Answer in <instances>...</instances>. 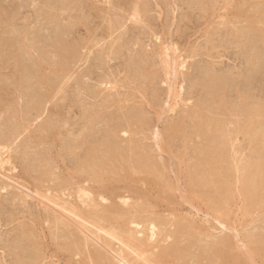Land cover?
Segmentation results:
<instances>
[{"label":"rangeland","instance_id":"rangeland-1","mask_svg":"<svg viewBox=\"0 0 264 264\" xmlns=\"http://www.w3.org/2000/svg\"><path fill=\"white\" fill-rule=\"evenodd\" d=\"M0 88V264H264V190L243 184L264 171V0H0ZM194 112L221 124L224 194L190 185L213 146ZM112 136L121 163L93 169Z\"/></svg>","mask_w":264,"mask_h":264},{"label":"bare ground","instance_id":"bare-ground-1","mask_svg":"<svg viewBox=\"0 0 264 264\" xmlns=\"http://www.w3.org/2000/svg\"><path fill=\"white\" fill-rule=\"evenodd\" d=\"M193 1V0H192ZM199 1V0H198ZM199 4V3H198ZM2 14V13H1ZM136 14V13H135ZM248 14V13H247ZM250 17V16H249ZM3 18V17H2ZM139 18V17H138ZM257 19V18H256ZM5 20V19H4ZM258 21V20H257ZM254 28V27H253ZM62 30V29H61ZM261 36V35H260ZM66 41V40H65ZM9 47V46H8ZM18 47V46H17ZM26 48V47H25ZM63 48V47H62ZM67 48V47H66ZM73 48V47H72ZM60 49V48H59ZM59 51V50H58ZM60 53V52H59ZM64 53H65V51H64ZM67 53V52H66ZM68 54V53H67ZM66 54V55H67ZM65 55V54H64ZM167 55V54H166ZM67 57H68V55H67ZM72 57V56H71ZM168 57V56H167ZM39 58V57H38ZM17 59V58H16ZM69 59V58H68ZM168 59H166V61H167ZM165 61V62H166ZM38 62L40 63V61L38 60ZM70 62V61H69ZM167 62H169V61H167ZM166 62V63H167ZM20 63V62H19ZM42 63V62H41ZM40 63V64H41ZM53 64L55 63V62H52ZM183 63V62H182ZM40 64H39V66H40ZM62 65H65L64 63L62 64ZM167 65V64H166ZM168 65H170L169 63H168ZM184 65V64H183ZM57 66H58V64H57ZM68 66V65H67ZM66 66V67H67ZM179 66H181V65H179ZM27 67H30V66H27ZM27 67H21L20 66V70H19V73H20V75L22 76V78H21V82H23V83H28L29 82V79H30V77H32V72H31V70H30V68H27ZM51 67V66H50ZM43 69H44V67H43ZM55 69V68H54ZM57 69H58V67H57ZM59 69H60V67H59ZM65 69V68H64ZM180 69V68H179ZM33 70V69H32ZM61 70H63V69H61ZM40 72V71H39ZM42 72V71H41ZM64 73V72H63ZM44 74H45V72H44ZM61 75V74H60ZM40 77H42V76H40ZM50 77V76H49ZM48 77V78H49ZM40 79V78H39ZM20 80V79H19ZM45 80V79H44ZM50 80H52V79H50ZM49 80V81H50ZM46 81V80H45ZM57 81V80H56ZM17 84V83H16ZM209 84V83H208ZM214 84V83H213ZM49 87H51L50 85H48ZM220 86V85H219ZM39 87V86H38ZM57 87V86H56ZM210 87V91H211V95H213V98H212V101H214V100H216L217 101V99L218 100H220L219 102H222V100L224 99H220L219 97H221V96H219L218 97V95H216V92L220 89H218L217 87H215V85L213 86V85H211V86H209ZM221 87V86H220ZM1 89V88H0ZM49 89V88H48ZM41 90V89H40ZM52 90V89H51ZM221 95V94H220ZM53 96H55V95H53ZM40 97V96H39ZM26 98V97H25ZM38 98V97H37ZM210 98V97H209ZM209 98H208V100H209ZM47 99V98H46ZM35 100V99H34ZM38 100H39V98H38ZM207 100V101H208ZM37 101V100H36ZM210 101V100H209ZM209 101H208V104H209ZM201 102V101H200ZM205 102V101H204ZM218 102V101H217ZM37 103V102H36ZM207 103V102H206ZM39 104V103H38ZM222 104V103H221ZM253 104V103H252ZM35 106H32L31 108H33L34 110H36V111H40L41 110V105H38V106H36V104H34ZM84 105V104H83ZM258 105V104H257ZM222 106H224V105H222ZM9 107V106H8ZM199 107V106H198ZM197 108V107H196ZM224 108V107H223ZM263 108V107H262ZM201 109L202 110H209V107L207 106V105H201ZM220 109V108H219ZM260 109L261 108H258V107H253L252 108V110L250 111V114L252 115V116H254V115H256V113H258L259 111H260ZM28 110V109H27ZM195 110V109H194ZM22 111V110H21ZM87 111V110H86ZM201 112V111H200ZM200 112H194L193 113V117L195 116V119H198V120H200V122L196 125V129L198 130V132H199V134L207 141V142H210V143H212L213 144V146L208 150V152L206 153V155L204 156V158H203V160L201 159L199 162H200V165L199 166H194L193 168H194V172L192 173V175L190 176V185L192 186V187H194V186H198V187H209L213 192H214V194H220L221 192H222V190H221V188H220V185H221V183H222V181L221 180H219V176H218V166H219V164H221L220 162V160H218V158H217V155H216V150L219 148L218 146H219V141L217 142V139H216V136L214 135V133H215V131H217L216 130V128H218V127H220L221 126V124L217 121V120H215V119H213V118H211V117H202V115H200L199 113ZM210 112V111H209ZM214 112V111H213ZM212 113V112H211ZM215 113V112H214ZM213 113V114H214ZM245 113V112H244ZM207 115V114H206ZM212 116V115H211ZM257 116V115H256ZM39 117V116H38ZM93 117V116H92ZM95 117V116H94ZM263 118V117H262ZM59 119V118H58ZM87 119H88V114H87ZM90 119V118H89ZM129 119V118H128ZM218 119V118H217ZM256 119V118H255ZM131 120H134V119H131ZM219 120V119H218ZM47 121V120H46ZM253 121V120H252ZM89 122V121H88ZM132 122V121H131ZM52 123L53 122H46L43 126H42V129L43 130H45V131H48V130H50L51 129V126H52ZM105 123V122H104ZM58 124V123H57ZM174 124V123H173ZM99 125V124H98ZM261 125L262 124H258L257 122H256V124L255 125H253V129H255V128H257V127H261ZM54 127H56V126H54ZM53 127V128H54ZM87 127V126H86ZM178 126H171L170 128H169V132H175L178 128H177ZM250 127V128H251ZM93 128V127H92ZM221 128V127H220ZM251 128V129H252ZM88 129V130H87ZM86 130L87 131H89V130H91V128H90V126H88V128H87ZM168 129V128H167ZM247 129V131L249 132V131H251V130H249L248 128H246ZM54 130V129H53ZM85 130V131H86ZM180 131V130H179ZM254 131V130H253ZM53 133V132H52ZM87 133V132H86ZM99 133V132H98ZM171 133H169V134H171ZM100 134H101V132H100ZM261 134V133H260ZM56 135H57V133H56ZM94 135V134H93ZM114 135V134H113ZM89 136V135H88ZM158 136V135H157ZM172 136H174V135H172ZM222 136V135H221ZM105 138V137H104ZM108 138H110V140H109V145L107 144V149L106 150H102L100 147H97V148H95V149H92L91 151H90V153H89V160L86 162V163H88V165H90L93 169L94 168H98V169H102L103 170V168L106 166V165H108L109 164V162L112 164V163H116V162H118L120 159L118 158V156H117V151H118V148H119V144L114 140V137L112 136V137H108ZM40 139V138H39ZM54 139V138H53ZM85 139V138H84ZM224 139V138H223ZM204 140V141H205ZM160 141H162V140H160ZM167 141V140H166ZM222 141V140H221ZM94 143V142H93ZM161 143V142H160ZM163 144V143H162ZM203 144V143H202ZM222 145H224L223 143H222ZM127 146V145H126ZM224 147H225V145H224ZM74 148V147H73ZM128 148V147H127ZM122 149V148H121ZM129 149H130V147H129ZM133 149V148H132ZM136 149V148H135ZM220 149L221 148H219V151H220ZM89 150V149H88ZM72 151V150H71ZM201 151H203V150H201ZM121 152V151H120ZM122 152H124V151H122ZM136 153H138V152H136ZM217 153H219V152H217ZM221 153H222V151H221ZM258 154V156L260 157V162H261V158H262V154L258 151L257 152ZM48 154V153H47ZM125 154V153H124ZM27 155V154H26ZM195 155V154H194ZM203 155H204V153H203ZM225 155V154H224ZM130 156V155H129ZM138 156V155H137ZM140 156V155H139ZM219 156V155H218ZM121 157H123V156H121ZM134 157H135V155H134ZM142 157V156H141ZM147 158H148V156H146ZM152 157V156H151ZM220 157V156H219ZM124 158V157H123ZM129 158H131V157H129ZM133 158V157H132ZM197 158V157H196ZM139 159V158H138ZM141 159V158H140ZM143 159V158H142ZM146 159V158H145ZM256 159V158H255ZM127 160V159H126ZM137 160V159H136ZM154 160V159H153ZM262 160H264L263 158H262ZM130 161V160H129ZM132 161H133V159H132ZM152 161V160H151ZM150 161V162H151ZM197 161H198V158H197ZM223 161V160H222ZM120 162V161H119ZM137 162V161H136ZM135 162V164H137ZM153 162V161H152ZM226 162V161H225ZM225 162H222V163H225ZM257 162V161H256ZM121 163V162H120ZM123 163H124V161H123ZM133 163V162H132ZM139 164H140V166H139V169L140 170H145V171H147L148 173H152L154 170L150 167V166H148V163H146V161H144V162H142V160L141 161H139L138 162ZM155 163V162H154ZM263 163V162H262ZM110 164V165H111ZM127 164H129L130 165V163H127ZM135 164H134V167H136L135 166ZM139 164H137V166L139 165ZM145 164V165H144ZM150 164V163H149ZM152 164V163H151ZM156 164V163H155ZM122 165V167H123V164H121ZM154 165V164H153ZM152 165V166H153ZM111 166H113V164L111 165ZM191 166V165H190ZM84 167V166H83ZM133 167V168H134ZM157 167V166H156ZM263 165L262 164H252V163H249L247 166H246V168H245V171H246V174H247V176L246 177H244V180H243V184H244V191L248 194V195H252V196H254L255 198H256V195L255 194H257L258 195V192H260V191H263L264 190V187H262L261 186V184H260V182L261 181H263L264 180V171H262L263 170ZM115 168V167H114ZM159 168V167H158ZM189 168V167H188ZM85 169V168H84ZM123 169H125V168H122V169H120V170H123ZM138 169V168H137ZM136 169V170H137ZM190 169V168H189ZM222 169V168H221ZM117 170V169H116ZM119 170V169H118ZM117 170V171H118ZM119 170V171H120ZM140 170H137L138 172L140 171ZM158 170V169H157ZM159 170H160V168H159ZM228 170V169H227ZM230 170V169H229ZM107 171V170H106ZM118 171V172H119ZM128 171H129V169H128ZM114 172V171H113ZM124 172V171H123ZM136 172V171H135ZM161 172V171H160ZM190 172V171H189ZM188 172V173H189ZM230 172V171H229ZM128 173V172H127ZM137 173V172H136ZM140 173V172H139ZM156 173H158V172H156ZM162 173H163V171H162ZM90 174H92V173H90ZM107 174H108V172H107ZM118 174V173H117ZM123 174V173H122ZM131 174V173H130ZM138 174V173H137ZM145 174V173H144ZM161 173H159V178H162V176L160 175ZM106 175V174H105ZM100 176V175H99ZM114 176V175H113ZM118 177H119V174L117 175ZM116 176V177H117ZM126 176L127 177H125V178H128V175L126 174ZM132 176V175H131ZM135 175H133V177H134ZM223 176V175H222ZM3 177V176H2ZM115 177V178H116ZM153 177V176H152ZM165 176L163 175V178H164ZM6 178V177H5ZM123 177H121V179H122ZM137 178V177H136ZM150 178V177H149ZM148 178V179H149ZM156 178V177H155ZM162 178V179H163ZM226 178H227V176H226ZM9 179V178H8ZM113 179V178H112ZM117 179V178H116ZM157 179V178H156ZM155 179V180H156ZM166 179V178H165ZM164 179V180H165ZM225 179V178H224ZM11 180V179H10ZM115 180V179H114ZM129 180H131V178H129ZM135 180V179H134ZM158 180V179H157ZM132 181H133V179H132ZM166 181H169V180H166ZM98 182H100V181H98ZM119 182V181H118ZM151 182V181H150ZM155 182V181H154ZM104 183H105V181H104ZM104 183H103V185H104ZM101 184V183H100ZM109 184H111V182L109 183ZM120 184V183H119ZM102 185V186H103ZM116 185V184H115ZM155 185V184H154ZM173 185V184H172ZM102 188V187H101ZM161 188V187H160ZM162 188H163V185H162ZM164 188H166V187H164ZM169 188H171V187H169ZM102 189H104V188H102ZM101 189V190H102ZM232 188H230V190H231ZM6 190V189H5ZM4 190V191H5ZM163 190H165V189H163ZM210 190V191H211ZM228 190V189H227ZM23 191V190H22ZM29 191V190H28ZM28 191H25V192H28ZM162 191V190H161ZM167 191V190H166ZM193 191V190H192ZM204 191H205V189H204ZM165 192V191H164ZM230 192V191H229ZM30 193H32V192H30ZM101 193V192H100ZM99 193V194H100ZM223 193V192H222ZM25 194H29V193H25ZM224 194V193H223ZM32 195V194H31ZM228 195V194H227ZM260 195V194H259ZM258 195V196H259ZM34 196V195H33ZM205 196V195H204ZM217 196V195H216ZM220 196V195H219ZM261 196H263V195H261ZM26 197V196H25ZM35 197V196H34ZM38 197V196H37ZM36 197V198H37ZM168 197V196H167ZM170 197V196H169ZM208 197V196H207ZM214 197V196H213ZM223 197V196H222ZM218 198V196H217V198H218V200H220V199H223L224 200V198ZM228 197V196H227ZM230 197H232L231 195H230ZM264 197V196H263ZM39 198V197H38ZM41 198V197H40ZM105 198V197H104ZM202 198V197H201ZM209 198V197H208ZM215 198V197H214ZM213 198V199H214ZM254 198V199H255ZM30 199H32V198H30ZM90 199V198H89ZM145 199H147V198H145ZM254 199H252V200H254ZM21 200V199H20ZM208 200V199H207ZM226 200L227 199H225L223 202H226ZM249 200V199H248ZM259 200V199H258ZM264 200V199H263ZM263 200H260V201H263ZM28 201V200H27ZM102 201V200H101ZM147 201V200H146ZM216 201V200H215ZM220 201H222V200H220ZM255 201V200H254ZM98 202V201H97ZM143 202V201H142ZM227 202H228V200H227ZM40 203V202H39ZM50 203V202H49ZM95 204H96V202H95ZM143 204H145L144 202H143ZM211 204H213V205H216V208H218V206H222V207H224L222 204H220V202H218V203H216V202H214V200L213 201H211ZM50 206H51V204H49ZM94 205V204H93ZM141 205V204H140ZM47 207V206H46ZM54 207V206H53ZM140 207V206H139ZM141 207H143V206H141ZM140 207V208H141ZM147 207V206H146ZM57 208V207H56ZM61 208V207H60ZM75 208V207H74ZM148 208V207H147ZM146 209V208H145ZM222 209V208H221ZM220 209V210H221ZM116 210V209H115ZM219 210V211H220ZM59 211V210H58ZM67 211V210H66ZM215 211V210H214ZM34 212V211H33ZM89 212V211H88ZM217 212V211H216ZM64 213V212H63ZM66 213V212H65ZM68 213V212H67ZM92 213V212H91ZM110 213V212H109ZM62 214V213H61ZM116 214V213H115ZM218 214V213H217ZM51 215V214H50ZM36 216V215H35ZM62 216V215H61ZM224 216V215H223ZM90 217H92V216H90ZM57 218V217H56ZM62 219V218H61ZM98 219V218H97ZM49 220V219H48ZM69 220V219H68ZM112 220H113V218H112ZM53 222V221H52ZM55 222H56V220H55ZM64 222V221H63ZM89 223H90V221H89ZM54 224V223H53ZM67 228V227H66ZM80 229V228H79ZM82 229V228H81ZM63 230V229H62ZM70 230V229H69ZM68 230V231H69ZM83 230V229H82ZM152 230H154V229H152ZM154 232V231H153ZM152 232V233H153ZM72 234V233H71ZM128 234V233H127ZM75 235V234H74ZM123 235V234H122ZM132 235V234H131ZM30 236V235H29ZM76 236V235H75ZM153 236H154V234H153ZM157 236V235H156ZM69 237V236H68ZM78 237H79V235H78ZM132 237V236H131ZM118 238V237H117ZM132 238H134V237H132ZM130 239V238H129ZM75 240H77V239H75ZM131 240H133V239H131ZM26 241V240H25ZM71 242V241H70ZM75 242V241H74ZM87 242V241H86ZM25 243V242H24ZM100 243V242H99ZM98 243V244H99ZM178 243V242H177ZM29 244V243H28ZM89 244V243H88ZM77 245V244H76ZM80 245H82V244H80ZM177 245V244H176ZM87 246V245H86ZM101 246V245H100ZM141 246V245H140ZM221 246V245H220ZM15 247V246H14ZM84 247V246H83ZM130 247V246H129ZM128 247V248H129ZM139 247V246H138ZM260 247V246H259ZM259 247H257L256 246V248H258V249H260ZM263 247V246H262ZM132 248H133V246H132ZM139 248H141V247H139ZM226 248V247H225ZM68 249V248H67ZM86 249V248H85ZM258 249H256L255 251L257 252L258 251ZM262 249V251H264V247L263 248H261ZM176 250V249H175ZM259 251H261V250H259ZM261 251V252H262ZM70 252V251H69ZM169 252V251H168ZM168 252H166V255H167V253ZM172 252V251H171ZM176 252H178V250L176 251ZM142 253V252H141ZM226 253V252H225ZM21 254V253H20ZM169 254H171L170 252H169ZM168 254V255H169ZM174 254V253H173ZM264 254V253H263ZM218 255H220V253L218 254ZM228 255V254H227ZM226 255V256H227ZM19 256H21V255H19ZM224 256H225V254H224ZM236 256V255H235ZM26 257V256H25ZM221 257V256H220ZM240 257V256H239ZM100 258V257H99ZM109 258V257H108ZM224 258V257H223ZM227 258H229V256H227ZM225 259V261H227V263L229 262V259ZM101 259V258H100ZM140 259V258H139ZM142 259V258H141ZM169 259V258H168ZM167 259V260H168ZM179 259V258H178ZM18 260H21V259H19L18 258ZM116 262H117V264H131L130 263V261L126 258V257H124V255H122L121 253H116ZM236 260V259H235ZM263 260V259H262ZM105 261V260H104ZM210 261V260H209ZM223 261V260H222ZM238 261V260H237ZM25 263V262H24ZM102 262H100V264H101ZM108 263H110L109 261H107V264ZM222 263V262H221ZM236 263V262H235ZM105 264V263H104ZM229 264V263H228ZM230 264H231V262H230Z\"/></svg>","mask_w":264,"mask_h":264}]
</instances>
